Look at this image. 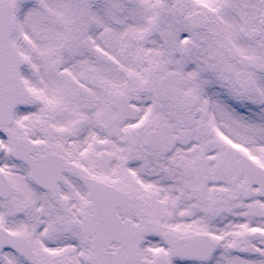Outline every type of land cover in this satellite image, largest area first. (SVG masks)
<instances>
[{"label":"snow or ice","instance_id":"1","mask_svg":"<svg viewBox=\"0 0 264 264\" xmlns=\"http://www.w3.org/2000/svg\"><path fill=\"white\" fill-rule=\"evenodd\" d=\"M0 264H264V0H0Z\"/></svg>","mask_w":264,"mask_h":264}]
</instances>
